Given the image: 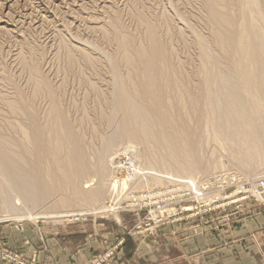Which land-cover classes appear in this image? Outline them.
Returning a JSON list of instances; mask_svg holds the SVG:
<instances>
[{
	"label": "rangeland",
	"instance_id": "rangeland-1",
	"mask_svg": "<svg viewBox=\"0 0 264 264\" xmlns=\"http://www.w3.org/2000/svg\"><path fill=\"white\" fill-rule=\"evenodd\" d=\"M214 10L230 21L254 16L248 54L264 62V0H0V140L15 157L0 158V167L10 162L24 188L51 198L33 208L38 218L7 209L16 189L7 183L13 172L1 167L0 264H50L48 237L74 225L97 228L100 248L86 264H137L142 242L159 264H264V107L250 89L256 76L239 82L246 106L226 93L235 83L226 42L233 29L215 27ZM152 25L170 79L153 92L160 107L150 116L169 122L170 138L158 122L125 127L126 111L114 105L121 76L135 96L129 103H154L120 49L125 42L145 51ZM250 218L261 233L257 252Z\"/></svg>",
	"mask_w": 264,
	"mask_h": 264
},
{
	"label": "bare ground",
	"instance_id": "bare-ground-1",
	"mask_svg": "<svg viewBox=\"0 0 264 264\" xmlns=\"http://www.w3.org/2000/svg\"><path fill=\"white\" fill-rule=\"evenodd\" d=\"M244 1H246V0H244ZM254 1H256V0H254ZM258 2V1H257ZM256 2V3H257ZM246 3V2H245ZM255 3V2H254ZM248 5V4H247ZM255 5V4H254ZM257 5V4H256ZM255 5V6H256ZM236 6V5H235ZM242 6H244V4L242 5ZM249 6V5H248ZM251 6V5H250ZM211 9V8H210ZM224 9V8H223ZM243 9V8H242ZM213 10V9H212ZM241 10V9H240ZM244 11V10H243ZM247 11V10H246ZM242 12V11H241ZM240 12V13H241ZM247 13V12H246ZM246 13H243L242 12V15L243 14H246ZM140 14V13H139ZM142 14H144V13H142ZM211 17H212V21H213V24H214V26L215 27H221V25H223L224 23H229L230 25H231V27H232V29H233V31L231 32V33H229L228 34V36H227V41L226 42H228V44H230V50H231V52H232V56H233V59H234V61H233V65H234V71H233V74H231L230 75V80H233V81H235V83H233L234 84V86L232 85L230 88H228V90H230V89H232L233 88V90H235L234 88H236V89H238V91L236 92V94H238V92H240L239 94H241L242 96H244V93H243V91H245L246 92V90H243L242 88H245V87H243L242 85H244L243 83H239L241 80H243V79H249V78H253V76H254V74H258V73H255V67H258L259 68V73L261 72H263L264 73V62H263V60L261 59V57H260V55H249L248 54V52H249V50L254 46V44H253V40H252V35L250 36V34H249V30H247L248 29V27H249V25H251L252 24V22H251V24H250V17L251 16H253V15H249L248 13L246 14V15H243L244 16V18H236L237 20H235V18L234 19H232L231 21L230 20H227V17H226V15H224L223 13L221 14V12H219V11H217V10H214V11H212L211 12ZM257 15H258V13H256ZM221 15L223 16L222 18H221ZM235 15V14H234ZM209 16V15H208ZM242 16V17H243ZM240 17V16H239ZM247 17V18H246ZM249 17V18H248ZM254 17V16H253ZM259 17V16H258ZM226 18V19H225ZM246 18V19H245ZM256 18V17H255ZM209 19V18H208ZM222 19V20H221ZM229 19V18H228ZM252 19V18H251ZM230 21V22H229ZM255 21V20H254ZM253 21V22H254ZM160 22V21H159ZM155 23V22H154ZM158 23V22H157ZM262 23V22H261ZM227 24H225V25H227ZM263 24H264V22H263ZM150 25H151V23H150ZM218 25V26H217ZM253 25V24H252ZM262 26V25H261ZM260 26V27H261ZM149 28V29H148ZM148 32L149 31H151V39L153 40V41H150L149 42V45H147L148 47H146V49H145V51H143V49H141V51H140V47H138V46H136V47H138V48H133V50H131L132 48V46L133 45H131V46H127L126 44L124 45L123 43H125V42H123L120 46V49L121 48H123L124 49V51H123V54H122V56H124V58L126 59V62L128 61V63H131L132 65H133V63H135L134 65H135V69H134V71H136V73H135V75L137 74V76H138V79H139V81L141 82V83H143L144 85L145 84H147L146 86H144V85H142L141 83V86H144L143 88H141V89H143V91L145 90V92H143L147 97H150L149 99H154L153 101H154V103L152 104V103H150L151 105H150V107H149V105L148 104H146V102L148 101L147 99H146V101H142V103H129V99H128V95L130 94L127 90H129L130 91V89L129 88H125V85H126V83H124L123 81H122V76L121 77H119V79L117 80V82L119 83V86L118 87H120L121 88V91L118 93V97H117V103H115L114 105H116V107H117V109H120V112H121V110H125L126 112H121L120 113V117H122V119L124 120V122H125V124L127 125H125V127H128V126H130V128H131V126L132 125H130L131 123H141V124H143V123H146L147 121H148V124H149V122H152L153 120H152V118H154V116H150L151 114H153L154 113V111H155V107L157 106V108L158 107H160L159 105H156L157 104V102H160V100L158 101V99L157 98H155V97H153V95L155 94V93H153L155 90V92H157V90H161L160 89V87L162 86V88H163V84L161 83V79H163V78H169L170 79V66H169V56H168V54H167V50H166V48H165V46L159 41V40H157L155 37H157V36H155V32L156 31H158V28H156L155 26H148ZM137 29V28H136ZM157 29V30H156ZM217 29V28H216ZM251 30V29H250ZM214 32V31H213ZM262 32V31H261ZM150 33V32H149ZM263 33V32H262ZM217 34V33H216ZM120 35V34H119ZM158 35V34H157ZM131 36V35H130ZM133 36V35H132ZM137 36V35H136ZM218 39H221V28L219 29V31H218ZM145 37V36H144ZM220 37V38H219ZM121 38V37H120ZM153 38H155V39H153ZM158 38V37H157ZM127 39V38H126ZM121 41H122V38L120 39ZM119 40V44H120V41ZM124 40V39H123ZM127 41V40H126ZM146 41V40H145ZM218 41V40H217ZM146 42H148V41H146ZM129 43V42H128ZM134 43V42H133ZM141 43H142V41H141ZM117 44H118V42H117ZM130 44V43H129ZM128 44V45H129ZM147 44V43H146ZM134 46V47H135ZM118 47V46H117ZM130 47V48H129ZM142 47H144V46H142ZM119 48V47H118ZM120 49L118 50V51H120ZM128 49V50H127ZM122 50V49H121ZM122 51H120L119 52V54H117V60L121 57V53ZM248 55V57H246ZM124 58H121V59H124ZM124 61V60H123ZM36 66V65H35ZM29 68V67H28ZM132 68V67H131ZM130 68V69H131ZM36 70V69H35ZM115 70H117V69H115ZM36 72V71H35ZM33 73V72H32ZM118 73V72H117ZM35 74V73H34ZM134 75V74H133ZM132 75V76H133ZM136 77V76H135ZM256 78V77H255ZM262 78V81H264V78L263 77H261ZM127 79V78H126ZM257 80H258V77L256 78ZM36 80V79H35ZM123 80H124V78H123ZM217 80V79H216ZM10 81H12V80H10ZM125 81V80H124ZM171 81V80H170ZM169 81V82H170ZM205 81V80H204ZM138 82V81H137ZM210 82V81H209ZM36 84V83H35ZM125 84V85H124ZM138 84V83H137ZM169 84V83H168ZM206 84V83H205ZM211 84V83H210ZM217 84V83H216ZM118 85V84H117ZM128 85V84H127ZM150 85V86H149ZM161 85V86H160ZM166 85V84H165ZM220 85V84H219ZM130 86V85H129ZM264 85H261V86H259L260 87V92L263 90L264 91ZM221 87V86H220ZM251 87H252V89H253V85H250V89H251ZM132 88H135V87H132ZM248 88V87H247ZM126 89V90H125ZM138 89H139V87H138ZM164 89V88H163ZM198 89V88H197ZM249 89V90H250ZM40 90V89H39ZM38 90V91H39ZM227 90V91H228ZM243 90V91H242ZM248 90V89H247ZM119 91V90H118ZM137 91V90H136ZM163 91V90H162ZM61 92V91H60ZM165 92V91H164ZM258 90H256V92L255 93H257V95L260 97V100H261V103H262V105L261 106H263L264 107V94H262V93H260ZM132 93V92H131ZM142 93V94H143ZM153 93V94H152ZM133 94V93H132ZM139 94V93H138ZM144 95V96H145ZM235 94H231V97L232 96H234ZM130 96H132L131 94H130ZM138 97H140V96H138ZM137 97V98H138ZM132 98V100H133V98H135V96L133 97H131ZM145 99V98H144ZM144 99H142V100H144ZM188 99V98H187ZM198 99V98H197ZM51 100V99H50ZM131 100V101H132ZM136 100V99H135ZM141 100V99H140ZM189 101V100H188ZM231 101H232V103L236 106V107H239V108H242L243 106H246V102H243L242 100H240V98L239 99H237V100H235V99H233V98H231ZM53 102V101H52ZM61 102V101H60ZM105 102V101H104ZM135 102V101H134ZM137 102V101H136ZM140 102V101H139ZM19 104H21V103H19ZM113 105V106H114ZM118 105V106H117ZM56 106V105H55ZM120 106V107H119ZM27 107V106H26ZM62 107V106H61ZM115 107V106H114ZM126 107V108H125ZM127 107H129V108H127ZM112 108V107H111ZM25 109H27V108H25ZM129 109V111L127 112V110ZM61 110H62V108H61ZM116 110V108H114V111ZM113 111V110H112ZM119 111V110H118ZM118 111H117V113H118ZM116 112V111H115ZM29 113V112H28ZM121 114H123V115H121ZM157 114V113H156ZM116 115V114H115ZM117 116H118V114H117ZM148 117H150L149 119H148ZM117 118V117H116ZM121 119V118H120ZM112 120V122H114L113 120L114 119H111ZM116 120V119H115ZM123 120H121V121H123ZM29 121L30 122H33V123H36L37 122V118L35 117V116H29ZM117 121V120H116ZM161 121H164V122H162V123H160ZM77 122V121H76ZM118 122H120V121H118ZM160 123L161 124V126H163L164 128H169L170 126H169V124L168 123H166L167 121L166 120H163L162 118H157V121H156V123ZM38 123V122H37ZM151 124V123H150ZM122 125V124H121ZM141 126V125H140ZM143 126V125H142ZM141 126V127H142ZM65 127H68V126H65ZM73 127V126H72ZM123 127V126H122ZM135 128L136 126H132V128ZM125 129V128H124ZM143 129V128H142ZM39 130H41V129H39ZM127 130V129H126ZM72 132V131H71ZM135 132V131H134ZM138 132V131H137ZM221 132V131H220ZM261 132V131H260ZM44 133V132H43ZM263 133V132H262ZM260 134V133H258V135H260L263 139H264V134ZM71 134V133H70ZM73 134V133H72ZM118 134V133H117ZM160 136L161 137H163V136H167V137H169V135H171V133H168V132H160ZM166 134V135H165ZM256 134V133H255ZM6 135V134H5ZM121 135V134H120ZM137 135V134H136ZM3 136V135H2ZM72 136H74V134L72 135ZM121 137H123V136H121ZM148 137V136H147ZM141 138V137H140ZM158 138V137H157ZM3 139H5V138H3ZM40 139V138H39ZM75 139V138H74ZM161 139V138H160ZM157 140V139H156ZM155 141V140H154ZM1 142H3V141H1L0 140V147L2 148V149H0L2 152H3V154L4 155H2V153H1V151H0V158H1V161L3 160L2 158H7L8 160H10V159H15V157H13V158H8V157H10V155H11V152H10V150L9 149H6V148H4V142L3 143H1ZM68 142H70V141H68ZM72 142V141H71ZM76 142V141H75ZM39 143V142H38ZM74 143V142H73ZM37 144V143H36ZM40 144V143H39ZM38 144V145H39ZM2 145H3V147H2ZM5 145H7V144H5ZM263 145V150H264V143L262 144ZM76 146V145H75ZM80 146V145H79ZM6 147V146H5ZM38 147V146H37ZM40 148V147H39ZM73 148H74V145H73ZM262 149H261V152H262ZM75 150V149H74ZM77 150H78V148H77ZM135 150V149H134ZM79 151V150H78ZM252 151V150H251ZM72 152V151H71ZM139 153H140V151H139ZM264 153V152H263ZM252 154V153H251ZM264 155V154H263ZM7 161V160H6ZM8 162V161H7ZM6 162V164L10 167V169L8 170V169H6V168H3L2 166V168H3V170H5V173H6V171H8V173H9V171L10 172H13V173H11V175H9V177L11 176L12 178L13 177H15V176H13L14 175V173H15V175H16V172H18V171H16V172H14V171H11V170H13V168H12V165H10V162L9 163H7ZM170 163V162H169ZM5 164V165H6ZM157 166V165H156ZM168 166V165H167ZM169 166H171V165H169ZM173 166V165H172ZM1 167H0V169H1ZM167 168V167H166ZM15 169V168H14ZM168 169V168H167ZM3 170H1L0 172L2 173V171ZM20 173V172H19ZM4 174V173H3ZM18 174V173H17ZM5 175V174H4ZM3 175V176H4ZM122 174H120V179L119 180H121V179H123L124 177H123V175L121 176ZM6 176V175H5ZM4 176V177H5ZM8 176H6L5 178H7ZM8 177V178H9ZM17 177H18V175H17ZM17 177H15L16 179H17ZM22 177V176H21ZM8 178H7V183H9L10 182V185L13 187V185L15 186V191H13L15 194H16V196H15V194L13 195V196H8L7 198H5L4 199V201L7 203L6 204V207H8L7 209H10L11 211H14L15 210V213H16V211H17V209L19 208V209H23V210H25L26 209V211L27 210H30L29 212H28V214H27V212H25L26 214H27V216L29 217V218H38V217H40V214L39 213H37V212H35L34 213V211H32L33 210V208L34 207H36V206H38L39 204H45V202H44V200H46L47 198L48 199H51V198H49L48 196H47V198L46 197H44L43 195H42V200H39V196H38V194L36 195L35 193L36 192H32V190H28V189H26V188H24L23 186H24V184H25V186L26 187H30V185H28V182H26V177H24V178H22L21 180L20 179H17V180H19V182L20 183H18V184H16V182L14 181V180H12L11 181V179L9 178V180H8ZM15 179V180H16ZM9 181V182H8ZM32 182V181H31ZM30 182V184H32ZM3 183V182H2ZM12 183V184H11ZM9 185V186H10ZM23 185V186H22ZM7 187V186H6ZM113 187V186H112ZM41 189V188H40ZM42 191V190H41ZM111 192V191H110ZM37 193H41V192H37ZM42 193H43V191H42ZM102 193H103V191L101 192V195H102ZM52 194V193H51ZM114 194H115V192H114ZM52 196H54V194L52 195ZM44 198V199H43ZM46 198V199H45ZM52 198H54V197H52ZM41 199V198H40ZM46 200V202H50V200ZM41 202V201H43V203H39L38 204V202ZM38 204V205H37ZM49 204V203H48ZM40 206V205H39ZM5 208V207H4ZM96 208V207H95ZM18 209V211H20L19 213H21V211L22 210H19ZM99 209V208H98ZM97 209V210H98ZM110 209V208H109ZM112 209H114V208H112ZM103 210V209H102ZM14 212H12L11 214L13 215V214H15ZM18 213V214H19ZM25 213H23V215H25ZM51 213V212H50ZM96 213V212H95ZM46 216H49V217H57V216H59V215H56V214H45ZM16 216V215H15ZM19 216V215H18ZM20 216H22L21 214H20Z\"/></svg>",
	"mask_w": 264,
	"mask_h": 264
},
{
	"label": "crops",
	"instance_id": "crops-1",
	"mask_svg": "<svg viewBox=\"0 0 264 264\" xmlns=\"http://www.w3.org/2000/svg\"><path fill=\"white\" fill-rule=\"evenodd\" d=\"M254 213L255 211L251 212V217L256 215ZM251 222L250 218L246 233L250 236L248 240L253 243L252 248L257 252L260 248L259 235H261V233L254 230ZM98 229H100V227H98ZM90 232H93L92 236L88 235ZM94 232H97L95 226L92 227V230L90 227L85 229L84 226L81 225H74L68 228H62L61 230L55 227L53 234L47 239L50 248V252H48L50 264H86L88 258L94 253L93 251L100 248L98 237L95 236ZM239 234L241 236L242 232H239ZM106 236L108 237L109 234ZM241 240L242 239L239 241ZM145 250H147V252H145ZM153 250L155 249L149 247L145 242L137 244V264H159L160 261L157 257L158 253H153ZM167 252H172L171 255H167V259L172 260L175 257L173 253L177 252V250L171 247Z\"/></svg>",
	"mask_w": 264,
	"mask_h": 264
},
{
	"label": "water",
	"instance_id": "water-1",
	"mask_svg": "<svg viewBox=\"0 0 264 264\" xmlns=\"http://www.w3.org/2000/svg\"><path fill=\"white\" fill-rule=\"evenodd\" d=\"M254 76H256V78L258 77V80H256V82H255V84L253 85V89L252 90H258L259 92H260V87L259 86H261V85H264V81H262V78L261 77H263L264 78V73L262 72H260V73H258V74H254ZM263 87V86H262ZM264 88V87H263ZM235 90H233V88L232 89H230V90H228V91H226V93L227 94H235L234 96H232L231 98H233V99H235V100H237V99H239L240 98V100H242V98H241V94H239L240 92H238V94H236V92L238 91V89H236V88H234ZM236 91V92H235ZM260 93H262V94H264V91L262 90ZM243 102H246V101H244V100H242ZM157 120H155V121H153L152 123H155ZM162 122H164V121H161L160 123H162ZM167 123H169V122H167ZM170 125H171V122H170ZM170 129H171V126L168 128H164V127H162V128H158V130H162V132H168V133H170ZM158 130L157 131H155V132H158ZM166 135V134H165ZM170 137H172V136H170ZM170 137H168V138H170ZM163 138V137H162Z\"/></svg>",
	"mask_w": 264,
	"mask_h": 264
},
{
	"label": "built area",
	"instance_id": "built-area-1",
	"mask_svg": "<svg viewBox=\"0 0 264 264\" xmlns=\"http://www.w3.org/2000/svg\"><path fill=\"white\" fill-rule=\"evenodd\" d=\"M260 186L264 187V178L260 180Z\"/></svg>",
	"mask_w": 264,
	"mask_h": 264
}]
</instances>
